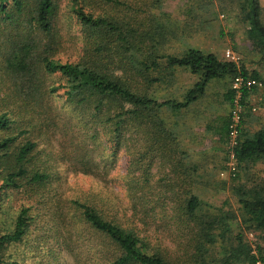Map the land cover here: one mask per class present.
<instances>
[{
    "label": "trees",
    "instance_id": "trees-1",
    "mask_svg": "<svg viewBox=\"0 0 264 264\" xmlns=\"http://www.w3.org/2000/svg\"><path fill=\"white\" fill-rule=\"evenodd\" d=\"M163 1L0 0L1 19L16 31V40L2 58L20 107H37L44 94L55 93L61 99L57 107L70 109L74 120L58 124L63 140L71 134L68 122L82 132L81 123L86 121L92 126L91 138L103 134L112 151L123 146L129 159L125 173L109 175L123 189L114 192L108 181L104 185L95 180L102 168L89 160L91 151L84 140L69 141L76 144L72 166L80 175L91 176L92 182L86 189L71 187L64 200H56L52 213L61 227L58 235L75 260L74 241L80 249L86 247L90 256L83 263L87 264H264V247L256 244L254 251L243 232L264 231V186H234L242 223L235 232L234 211L213 210L194 193L197 166L187 160L178 135L163 116V110L178 112L197 102L214 79L243 76L264 83V78L243 64L190 47L181 55L166 56L167 66L187 68L199 76L198 81L181 100L151 97L149 91L158 79L149 72L159 67L155 48L162 37L153 27L154 10ZM234 1L258 55L257 64L264 65L261 0ZM62 22L77 32L71 55L62 53L66 42ZM157 26L162 28L158 22ZM4 46L1 42L0 51ZM134 52L142 56L139 68L131 73ZM49 76L58 80L46 89L43 77ZM252 87H241L242 106ZM236 91L228 88L222 102L233 107ZM12 115L10 109L0 110V201L9 188L25 183L31 193L55 179L44 163L37 165L35 142H17L26 131L22 123L17 133L13 131ZM232 117V111L209 117L204 129L218 142L231 143ZM243 124L241 118L230 155L238 165L264 160V127L249 133ZM30 210L31 206L21 205L8 231L1 228L0 219V264L15 262L8 248L28 236L34 217ZM164 236L170 244L162 240ZM223 241L222 258L212 256L211 249Z\"/></svg>",
    "mask_w": 264,
    "mask_h": 264
},
{
    "label": "rangeland",
    "instance_id": "rangeland-1",
    "mask_svg": "<svg viewBox=\"0 0 264 264\" xmlns=\"http://www.w3.org/2000/svg\"><path fill=\"white\" fill-rule=\"evenodd\" d=\"M64 5V3H63ZM264 9V0H261ZM153 27L155 32L162 36L155 48V61L159 67L151 70L150 75L158 81L152 84L149 95L158 100L182 99L185 92L198 81L199 76L183 67L167 66L166 56H178L188 48H198L204 52L213 53L219 59H228L226 51L234 55V62L243 64L249 72L258 71L264 78V65H258V55L252 50V45L246 37V24L239 15L234 0H164L154 10ZM149 18V17H148ZM150 21V20H149ZM157 22L162 28L157 26ZM151 23V22H150ZM0 14V43L5 46L0 51V110L10 109L15 117L14 132H18L20 124L26 132L20 134L17 142L29 139L36 143V163H44L48 171L55 174L53 183L46 188H39L35 192H27L25 183L17 189L9 188L6 196L0 201V219H3L1 228L10 230L21 205L31 206L30 214L34 215L29 227L28 236L21 242L8 248L10 259L15 261L10 264H87L90 254L86 247H74L78 260L66 249L65 241L59 237L60 225L57 224L54 206L56 200L65 199L64 195L70 194L71 187L82 186L85 189L92 182L91 176L80 175L72 166L75 141L80 137L91 151L89 160L97 163L102 168L100 175H94L98 183L109 185L114 192H122L118 180H111L110 176L116 171L125 173L129 159L123 146L112 151L103 134L98 133L91 138V125L86 121L81 123L82 132L76 130L74 120L71 121L70 109H60L57 106L61 99L58 95L44 94L41 104L26 108L20 107L14 94L13 78L4 69L3 55L16 40V31ZM61 32L66 40L64 55H71L74 51V28L66 23H61ZM159 36H156L158 39ZM145 49V48H143ZM143 52V51H142ZM134 66L131 73L139 68L142 53H133ZM139 60V62H138ZM130 69V70H131ZM129 70V71H130ZM138 77V76H134ZM12 78V80H11ZM46 89L58 80L57 77H43ZM257 81V80H256ZM19 83V80L17 81ZM234 79L230 77L212 80L203 96L195 103L178 112L163 110V116L170 124L172 130L181 142L182 148L187 153L190 164L197 166L196 181L193 191L203 199L213 210L222 208L234 211L236 219L233 222L235 232L240 223L238 208V195L235 185H244L247 188L264 186V160L238 165L231 157L228 148L231 143L222 144L203 129L204 119L215 114L230 112L232 107L227 102H222V93L232 87ZM20 104V105H19ZM60 107V106H59ZM247 109V110H245ZM23 111L22 115L18 112ZM44 111V112H43ZM241 118L244 119L243 127L253 133L264 127V83H257L250 89L246 97V105L241 107ZM70 120L67 123L71 134L68 140H63V132L58 125L60 121ZM98 132L102 130L97 128ZM5 134V133H4ZM74 134V136H72ZM105 170V171H104ZM60 175L59 180L57 176ZM110 175V176H109ZM157 177V176H156ZM100 181V182H99ZM236 184H233L235 183ZM70 216V215H69ZM245 240L256 251V244L264 247V231L258 232L251 229L243 230ZM93 239V238H92ZM165 239V240H164ZM163 241L170 244L167 237ZM225 242L215 244L210 254L219 259L223 256ZM100 259V258H99Z\"/></svg>",
    "mask_w": 264,
    "mask_h": 264
},
{
    "label": "built area",
    "instance_id": "built-area-1",
    "mask_svg": "<svg viewBox=\"0 0 264 264\" xmlns=\"http://www.w3.org/2000/svg\"><path fill=\"white\" fill-rule=\"evenodd\" d=\"M226 57L228 58V60H234V55L232 53H230V51H226ZM257 83V81L255 79H249V78H244L243 76H236L234 77V83L232 85V88L236 89V96L234 99V104L233 107L231 109L232 111V120H233V130L231 132V144L235 143V137L237 135V124L241 119V107L242 104L240 103V89L243 86L246 87H252L253 85H255ZM232 157V155H231ZM233 158V157H232Z\"/></svg>",
    "mask_w": 264,
    "mask_h": 264
},
{
    "label": "crops",
    "instance_id": "crops-1",
    "mask_svg": "<svg viewBox=\"0 0 264 264\" xmlns=\"http://www.w3.org/2000/svg\"><path fill=\"white\" fill-rule=\"evenodd\" d=\"M223 94V93H222ZM215 115H217V114H215ZM215 115H211V116H209V117H212V116H215ZM208 117V118H209ZM208 118H205L204 120L206 121V119H208ZM205 121H204V124H205ZM203 129H204V125H203ZM204 131H206L205 129H204ZM209 135H211L213 138H215L211 133H209V132H207ZM216 139V138H215Z\"/></svg>",
    "mask_w": 264,
    "mask_h": 264
}]
</instances>
